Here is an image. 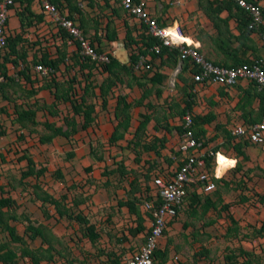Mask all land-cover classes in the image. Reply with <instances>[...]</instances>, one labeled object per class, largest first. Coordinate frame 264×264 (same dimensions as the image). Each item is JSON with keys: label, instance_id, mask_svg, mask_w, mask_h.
I'll use <instances>...</instances> for the list:
<instances>
[{"label": "crops", "instance_id": "obj_1", "mask_svg": "<svg viewBox=\"0 0 264 264\" xmlns=\"http://www.w3.org/2000/svg\"><path fill=\"white\" fill-rule=\"evenodd\" d=\"M49 1L56 4L62 13L74 19L84 31L83 35L88 36L98 48L108 51L110 56L120 63L130 65L129 72L125 71L124 67H114L110 71L85 67L82 64L74 68L66 67L68 61H71L73 55L77 53L76 43L65 31L58 30L49 21L38 0H15L7 11V37L19 35L21 38L13 49L10 50L7 46L0 53V72L7 76L6 82L0 85V197L11 199L9 206L1 207L4 213L2 219L15 229V233L22 238L23 242H26V246L32 248L30 241L37 240H40L43 245L42 237L30 238L28 234L26 235L29 233L26 231V226L31 223L42 228V224H45L47 220L51 221L57 212L54 205L49 202L43 203L40 197L42 191L50 195L52 192L44 188H38L40 190L36 191L35 185L36 188L39 184L40 187L45 185L40 180L43 177L48 178L47 174L52 178L55 172L60 178L64 174V178L58 182L63 184L64 180L67 181L70 168L73 174L79 171V177L85 176L82 170L78 169L77 164L72 166L67 160H60L58 165V155L65 154L68 148H72L68 157L75 163L78 159L77 149L69 143L62 145L63 140L73 141L82 131L87 135V139L107 138L108 140L118 121L123 118L122 115L116 117L114 111L118 104V96L124 95L125 100L130 104L129 126L123 132V137L116 142L123 140L127 134H131L133 139L142 115L149 114L150 118L142 132L146 130L157 134L154 139L163 147L172 138L175 141L183 139L182 132L174 127L182 126L183 115L187 111L183 113L182 109L185 101L189 100L190 112L193 117H197V120L195 118L196 121H193L194 129L192 130H195V136L201 138L200 154H211L212 146L217 147V168L212 169L217 174L215 189L205 193L197 188L199 185L189 187L181 210L167 224L164 232L167 236L166 240L162 236L158 248L166 251V261L172 264H183V254H189L185 253V249L189 246L190 249L197 247L190 244L193 242L191 238L193 234H191V225H187L186 222L187 214L193 215L192 219H197V214L206 213L208 220L202 219V222L197 225L200 226L199 231L206 235L214 231L217 226L214 219L210 217L214 209L221 214L219 221L226 225L224 230L220 231L221 233L229 232L228 227L238 226V237L234 233L231 237L234 246L240 249L237 253L242 254L238 264H251V243L247 239H241L240 236L241 231L245 230L244 226L254 221V208L244 213L242 207L236 205L238 202L226 206L228 202L226 189L229 186H237L241 180H244L249 188H264V144L250 143L243 137L233 135L230 130L235 125L260 119L264 107V89L259 91L253 83L244 79L231 86L194 81L192 75L197 70L196 67L187 60L179 59L177 49L169 47H163L159 54L148 49L146 63L150 64V70L132 68L128 60L129 51L144 49L145 41H148V37L143 33L144 25L140 24L135 17L126 14L119 5L110 0ZM175 1L177 0H147L148 9L161 24H178L182 33L188 37V41L191 39L198 41L200 52L213 62L224 66H235L244 62L250 63L263 54L259 33L246 29L245 13L238 9L232 0H179L180 3L174 5ZM253 1L264 8V0ZM127 31L131 37L130 41L126 38ZM42 58L56 61L52 80L33 70V65L43 64ZM66 72L69 73L66 74ZM81 75L83 82H73L75 76L81 78ZM69 76L72 78L68 79ZM103 81L110 83L108 89L104 88ZM85 82H91L87 102L94 104L95 117L87 128L80 129L83 117L81 113L73 112L72 102L76 101L72 100L71 95L69 96L67 88L71 85L72 90L79 91ZM166 97L168 99L166 114L162 115L163 125H159L160 118L156 116V106L160 103L159 99ZM27 109L33 111L30 118L22 114ZM210 115L211 118L205 119L206 121L201 118ZM65 118L76 121L77 131L70 133L68 137L57 134L48 139L52 131L44 123L67 127L64 123ZM171 132L176 133L171 135ZM170 135L171 139H169ZM153 150L147 152L159 155V150L158 153L154 148ZM86 160L90 165H83L82 169L85 170V174L88 173L86 175L88 181L85 180L88 193L94 187V184L90 183V177H96L100 181L99 177L115 173L117 169L103 165L102 161L97 160L92 164L89 156H86ZM30 165L34 172L22 176V172L28 170ZM172 166L163 165L160 172L171 170ZM40 169L42 172H39ZM98 171L99 174H97ZM12 172H15L14 175ZM219 185H224L225 189L220 188ZM220 199L223 200V204L217 205ZM80 201L84 203L85 199ZM32 204H38L39 213L35 205L29 208ZM78 205L79 210L75 214L81 216L84 213L80 211V208L86 207V212L96 209L99 200L92 195L85 204ZM42 206L46 208L47 217L44 215ZM141 213L144 216L143 212ZM9 215L12 216L7 217ZM261 215L259 228L264 220V209ZM57 216L60 218L65 214L61 216L57 214ZM143 219L144 228L140 235L145 237L149 221L145 216ZM4 229L8 234V230ZM42 229L44 235V228ZM179 231H182L181 241L177 235ZM8 236L10 241H13L9 234ZM171 241L172 244H170ZM180 242L183 251L176 254V246ZM0 246L1 252L11 249L4 243ZM207 248L210 247L207 246ZM258 248L253 252L260 253ZM193 253L198 255L201 251L195 250ZM127 256L120 258V263H125ZM189 262L186 264H195L192 260ZM109 264L115 263L111 261Z\"/></svg>", "mask_w": 264, "mask_h": 264}, {"label": "rangeland", "instance_id": "obj_2", "mask_svg": "<svg viewBox=\"0 0 264 264\" xmlns=\"http://www.w3.org/2000/svg\"><path fill=\"white\" fill-rule=\"evenodd\" d=\"M131 52H133V50L129 51V53ZM67 64L66 67L68 66V68H74L81 64L90 68H103L104 66L100 64L97 65L91 62L90 59L87 61L86 58L81 57L78 53L73 55V58H71V61H68ZM68 73L66 72V74ZM69 78H72V76H69L68 79ZM73 82H83V76L81 75V78L75 76ZM159 102L160 103L156 106L157 114H155L160 118L158 124L163 125L162 115L166 114L168 99L167 97L162 98L159 99ZM173 133L171 132L170 134L172 135ZM156 135L157 134L151 131L147 132L145 130L144 133L140 132L137 136L138 142L136 144L134 143L135 138L131 139V134L124 136V139L121 141L109 143L107 138L87 139V135L82 131L79 137L75 138L73 141L63 140L62 145L69 143L72 147L77 149L78 153L77 151L76 153L78 159L75 163L74 160L68 157L69 151H72V148H68L65 154L58 155V165H60V160H67L69 165L72 166L77 164L79 165L78 169H81L82 174L85 176L79 177V171L73 174L70 168V170H68V182L64 180L63 184H59L58 182L64 178V174L63 177L60 178L56 172L52 175V178L47 174L48 178L43 177L40 180L45 184L42 185L41 188L46 190L49 189L56 198L59 199L60 196L64 194L65 197L62 198V202L67 209L65 216L59 218L57 214L53 215L51 221L47 220L45 224H42V228H44V236L42 237L43 245L40 240L30 241L32 248L26 246V242L22 240L13 243V241H10L4 229V224L0 225V244L4 243L7 248L11 247V249L15 250L17 253L16 258L9 264H31V262L35 260L32 257L37 258L34 264H109L112 259L116 257V259L119 257L120 260L124 254L129 255L133 251H136L139 246L144 243L145 238L140 235L143 229L135 233H130L132 229L137 226V218L134 213L129 211L125 201L127 199H132V201L134 200L135 204L139 206L147 189H153L151 173L149 175L147 172L148 167H151L150 169L152 172H160L163 169V165H175V161L180 157V153L176 152L180 140L175 141V139L172 138L169 143H165L162 147L157 140L153 143ZM171 135L169 139H171ZM198 140L201 141V138L199 137ZM153 144L157 146L159 155L147 152L153 150ZM89 145L91 146L89 147ZM146 145H153V148H146ZM216 148V146H212L213 153L217 150ZM86 156L92 159V164L96 163L97 160L102 161L103 165L113 166L115 170L117 169L115 173H111L108 176L103 175L104 177L102 178L99 177L100 181H98L96 177H90V183L94 184V187L91 192L88 193L85 188L87 183L85 180L88 181V179H86L88 173L85 174V170L82 169L83 165H90L87 164ZM210 158L211 156L209 160ZM14 173L15 172H12V175H14ZM97 174H99V171ZM219 186L225 189L224 185ZM226 186H228V184H226ZM63 189H65V191ZM35 190L38 191L40 189L36 188L35 185ZM226 193L228 200L226 206L238 202L236 205H240L244 213L250 208H254V221L244 226L245 230L241 231L240 237L241 239H247L251 243V264H264V234L259 231V222L262 218L261 212L262 209H264V188H249L244 180H241L237 186H229V188L226 189ZM92 195L97 197L99 205L96 209H91V211L88 212L85 211L86 207H84V209L83 207L80 208V211L84 213V215L81 214V216L84 217L88 223L95 225L99 234V237L95 241H90L85 234V225L87 222L79 221L74 217L75 213L79 210L78 204H85L86 200H90ZM81 199H85L84 203L80 201ZM108 201L113 203L111 204ZM220 204H223V200L221 199L217 201V205ZM34 205L36 206L37 213H39L37 208L38 204L29 205V208L35 207ZM205 214H197V219H192L193 215L187 214L188 218L186 222L187 225H191V234H193L191 236L193 242L190 244L196 245L197 247L196 249H190L189 246L185 249V253L189 254H183V264L190 263L189 260L194 261L195 264L198 262H201V264H238L242 259V254L237 253L240 249L238 250V246H234L233 238H231L233 233L238 237V226L228 227L229 232L225 234L221 233L220 231H222V229L224 230L226 225L224 222L219 221L221 214L213 209L210 217L214 219L217 226L211 233L203 235L199 231L200 226L197 225L202 222V219L203 221L208 220ZM178 233L177 235L180 237L181 241L182 231ZM163 234L162 236L166 240L167 236L165 233ZM170 244H172V241ZM180 246L181 242L176 246V254L182 253L183 250ZM207 246L210 248H207ZM257 248L260 250V253L257 252L256 254L253 251ZM195 250H200L201 254L194 255L193 252Z\"/></svg>", "mask_w": 264, "mask_h": 264}, {"label": "built area", "instance_id": "obj_3", "mask_svg": "<svg viewBox=\"0 0 264 264\" xmlns=\"http://www.w3.org/2000/svg\"><path fill=\"white\" fill-rule=\"evenodd\" d=\"M119 5L129 16L135 17L140 24L145 26L144 32L158 40L150 50L160 53L163 46L177 48L178 57L181 60L189 61L196 67L193 73L194 81L200 83H218L224 86H231L240 80L252 82L261 91L264 89V16L263 6L250 0H232L238 7L242 8L249 15L248 29L257 31L263 46V54L260 58L250 63H241L235 66H224L213 62L200 52V43L195 40L182 41L181 28L178 24L164 25L152 16L148 9L147 0H110ZM42 11L49 18L58 30H63L76 43L78 53L83 58H88L95 64L109 62L108 54L97 52L90 40L83 35V30L78 23L61 12L60 8L49 0H38ZM14 0H0V53L7 47V11ZM179 0L173 2L178 5ZM146 55H141L134 64L135 69H150L146 63ZM33 70L40 75H48L53 68L41 63L33 65ZM7 80L6 74L0 72V85ZM193 116L190 110L183 115V139L180 141L177 151L180 157L175 161L171 170L166 172H154L151 177L153 189L148 191L150 199L144 195L140 204L141 212L149 221V227L145 233L144 243L133 251L125 264H161L158 256H154L158 243L166 230L167 224L173 220L181 210L189 192V187L194 185L205 193L215 189V178L217 177V152L209 153L210 164L207 165L206 154H200L199 148L202 142L199 141L192 130ZM231 133L237 137H243L253 144H264V109L258 121L253 123H242L231 128ZM215 163V164H214ZM151 217H149V215ZM165 264H172L166 261Z\"/></svg>", "mask_w": 264, "mask_h": 264}, {"label": "trees", "instance_id": "obj_4", "mask_svg": "<svg viewBox=\"0 0 264 264\" xmlns=\"http://www.w3.org/2000/svg\"><path fill=\"white\" fill-rule=\"evenodd\" d=\"M250 1H253V0H250ZM236 7L238 9L244 11L242 8L238 7L237 5H236ZM262 12H263V16H264V8H263V11ZM244 13H245L244 15H245V18H246V20L244 21V26L246 27L247 30H250L247 27L248 26V22L250 20L249 15L245 11H244ZM262 28H264V27H262ZM144 29H145V26L143 27V33H144V35L146 37H148L147 38L148 41H145L146 47L144 49H141L140 48L138 51H133V52L130 53L128 60H129V62L131 64L132 68H134V64L139 60L140 56L141 55H143V56L146 55V53L148 52V48L158 41L156 38H153V37L147 35L144 32ZM20 38L21 37L19 35H16L14 37H7V39H6L7 40V46H9L10 50H11V48L13 49V46L17 43V41ZM87 38L89 39L88 36H87ZM126 38L129 41L131 40L129 31H127V33H126ZM90 42L94 45V48H95V50L97 52H104L105 51L103 49L98 48V46L94 42H92L91 40H90ZM105 52L109 56V62H107V63H101L100 65H104L102 69H105L106 71H108V70L110 71L114 67H121V68L124 67L125 71L129 72V66L130 65L128 66L126 64L120 63V61H118L116 58L110 56V54L108 53V51H105ZM260 57H258V58H260ZM258 58H255V59H258ZM42 61H43V64L45 66H49V67L53 68V70L55 69V67H56V61L48 60L46 58H42ZM87 61H89V59H87ZM145 70H148V69H145ZM52 74H54V73L53 72H50L48 75H45V77H48V79H51L52 76H53ZM155 74L156 73H154V75ZM106 80H109V79H106ZM4 83H2V84H4ZM90 83L91 82H85L83 88L80 89L79 91L76 90V89H73L72 90V86L71 85H69L70 88L69 87L67 88L68 89V92H69V96L71 95L72 96V100L76 101L74 103L72 102V110H73V112H75V113H78L79 112V113H81V115L83 117V121L80 124V129L87 128L93 122L94 117H95L93 115V113H94V104L92 102H87V96L90 95L89 94ZM103 83H105V85H104L105 87L104 88L105 89H108L109 86H110V83L108 81L107 82L103 81ZM103 83L101 85L102 88H103ZM190 103L191 102L189 100H186L185 101V106L182 109V112L183 113L186 110H190V106H191ZM129 106H130V104L125 100V96L124 95L118 96V104L115 107L114 113H115V116L116 117H119V116L122 115L123 118L120 121H118V123L114 127V131L112 132V134L108 138V142L109 143H115L118 139L122 138L123 137V132H125L128 129V126H129V113H128ZM263 109H264V107H263ZM19 114L21 115L20 112H19ZM22 114H25L27 117L30 118V116L33 115V111L27 109V110L23 111ZM149 118H150L149 114L142 115V120L139 122V124H138V126L136 128V131H135L136 134H139L140 132H142L145 129L146 124H147ZM195 118L197 120V117H193V121H196ZM201 118L203 119V121H206L205 119H207V120L210 119L211 118V115L210 116H206V117H201ZM253 122H255V121L252 120L249 123H253ZM64 123L67 125V127H64V126H54L51 123L45 122L44 125L47 128L51 129V131H52V133L50 134V136H48V139L51 138L52 136L57 135V134L63 135L65 137H68L70 133H74V132L77 131V127H76L77 126V123L73 119L65 118L64 119ZM193 124H194V122H193ZM193 124H192V127H193L192 129H194ZM174 128H176L179 132H183L184 131V129H183L182 126L181 127L180 126H175ZM193 133H194V136H195V133H196L195 130H193ZM136 134L134 133V135H135L134 136V138H135L134 139V143L135 144L138 142V139H137ZM195 137L197 139H199V137H197V136H195ZM155 141L156 140L154 139L153 140V143ZM203 144H204V142H203ZM153 145H154L155 152L158 153V150H157L156 145L155 144H153ZM153 145H146L145 147L146 148H148V147L149 148H153ZM209 157H210V155H207V157H206L207 165H210L211 158L209 160ZM150 168L151 167H148V171L147 172L149 173V175L151 173V177H152V175L154 174V172H152V170ZM33 170H34L33 167L30 165L28 167V170L22 172V176H25V175L27 176L29 174H32L34 172ZM39 172H42V169H40ZM37 188H40L41 189V187L39 185H37ZM148 191H150L149 188L145 192V196H146L145 198L150 199L151 196L148 195ZM42 192L43 193H42V195L40 197H41V200H42L43 203L49 202L50 204L54 205V207L56 209V212H57V214L59 216H61L63 214L66 215L67 209H66L65 205L62 202V198L65 197L64 194H62L60 196V198L58 199V198L50 195L49 193H44V191H42ZM145 198H142L141 201L143 199H145ZM10 202H11V199L9 197H0V224H4V228H6L8 230V234L10 235V237H11V239L13 241H21L22 238L15 233V229L13 227H11L10 225H8L7 222L2 219V215L4 216V213L1 211V207L2 206H9L10 205ZM125 203H126L128 209H129V211L132 212V213H134L136 215V218H137V226L138 227L137 226L134 227V229H132V231L130 233H132V232L135 233L137 231H140L141 229L144 228V224H143V220H144L143 218H144V216L142 215L139 206H137L135 204V201L134 200L132 201V199H127L125 201ZM42 208H43V211H44V215H46V217H47V212H46L45 206L44 207L42 206ZM148 215H149V217H151L150 214H148ZM11 216L12 215H9L7 217H11ZM74 217L77 220H79V221H83L85 223L87 222L86 225H85V234H86L87 238L90 241H95L99 237L98 231L96 230L94 224L88 223V221L84 217L80 216L79 214H75ZM26 231L29 232L27 234H28V236L30 238H34L35 236H40V237H43L44 236L43 235V229L39 225L38 226H35V225H32L31 223H28L27 226H26ZM259 231L262 234H264V220L261 223V226L259 228ZM1 250H2V248L0 246V261H1V264H9L17 256L16 252L12 251L11 249H8V250L3 251V252H1ZM25 251H26V249H25ZM23 253H24V251H23ZM156 255L158 256V258L160 260V263L161 264H165V262H166V251L165 250H161V249H157L155 251L154 256H156ZM32 258L35 259L34 262L37 261V258L36 257H32ZM116 258L112 259V262H114L115 264H125L123 262L120 263L119 257H118V259H116Z\"/></svg>", "mask_w": 264, "mask_h": 264}, {"label": "clouds", "instance_id": "obj_5", "mask_svg": "<svg viewBox=\"0 0 264 264\" xmlns=\"http://www.w3.org/2000/svg\"><path fill=\"white\" fill-rule=\"evenodd\" d=\"M14 2H15V0H14ZM13 4H14V3H13ZM13 4H12V5H13ZM12 5H10V6L8 7V10H9V8H10ZM182 34H183V33H182ZM184 35H185V34H184ZM153 38H154V37H153ZM71 40H72V39H71ZM191 40H192V39H191ZM157 42H158V41H157ZM157 42H156V43H157ZM154 44H155V43H154ZM154 44H153V45H154ZM153 45H152V46H153ZM152 46H150L148 49H150ZM163 47H166V46H163ZM163 47H162V48H163ZM175 49H177V48H175ZM161 50H162V49H161ZM76 51H77V53H78V49H77V48H76ZM150 51H151V50H150ZM177 51H178V50H177ZM152 52H153V51H152ZM78 54H79V53H78ZM156 54H157V53H156ZM86 59H88V58H86ZM179 59H180V58H179ZM146 60H147V59H146ZM91 62H92V61H91ZM215 152H216V151H215ZM215 152H214V153H215ZM212 153H213V152H212ZM211 159H212V158H211ZM210 161H211V160H210ZM214 164H215V163H214ZM209 166H210V165H209ZM155 172H156V171H155ZM215 179H216V178H215ZM144 195H145V194H144ZM143 197H144V196H143ZM143 197H142V198H143ZM141 202H142V201H141ZM140 204H141V203H140ZM140 204H139V208H140ZM140 211H141V208H140Z\"/></svg>", "mask_w": 264, "mask_h": 264}, {"label": "bare ground", "instance_id": "obj_6", "mask_svg": "<svg viewBox=\"0 0 264 264\" xmlns=\"http://www.w3.org/2000/svg\"><path fill=\"white\" fill-rule=\"evenodd\" d=\"M180 39H181L182 41H186V42H188V37H187L186 35H184V34L180 35Z\"/></svg>", "mask_w": 264, "mask_h": 264}]
</instances>
